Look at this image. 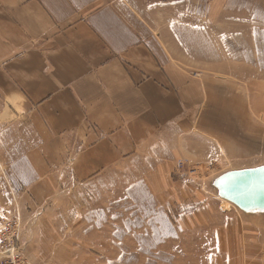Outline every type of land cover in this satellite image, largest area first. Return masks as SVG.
Segmentation results:
<instances>
[{"label": "crops", "instance_id": "0c3cea01", "mask_svg": "<svg viewBox=\"0 0 264 264\" xmlns=\"http://www.w3.org/2000/svg\"><path fill=\"white\" fill-rule=\"evenodd\" d=\"M147 1L0 0V215L19 213L25 257H55L34 247L53 246L61 224L51 215L70 198L116 207L118 188L161 198L156 213L177 214L173 238L215 229L199 237L217 247L202 249L203 264L241 261L222 260L233 248L221 246L244 242L239 223L264 227V207L242 208L222 186L231 172L264 168L259 83L254 92L169 57L129 9ZM180 158L229 167L214 190H198L172 179ZM213 196L226 215H214ZM193 198L210 200L181 209Z\"/></svg>", "mask_w": 264, "mask_h": 264}, {"label": "rangeland", "instance_id": "374dc122", "mask_svg": "<svg viewBox=\"0 0 264 264\" xmlns=\"http://www.w3.org/2000/svg\"><path fill=\"white\" fill-rule=\"evenodd\" d=\"M148 1L132 5L129 9L139 25L169 57L200 74L240 79L254 92L258 90L254 83H259L260 93L264 94V0ZM178 162L182 165L179 166ZM228 167L223 162L212 161L199 165L180 158L171 176L175 182L187 181L183 185L209 191L214 190L211 183L213 177ZM120 190L118 188L116 207L93 205L91 198L80 199L81 203L76 198H70L65 210L51 215L61 224L53 246L45 251L44 241L40 239L36 240L34 247L37 254H54L55 257H26L28 262L203 264L197 261L201 257H208L203 255L202 249H217L216 245H199V237L203 238L205 233L210 237L215 229H205L201 234L195 228L185 229L177 232L179 238H173L176 226L173 218H177V214L156 213L161 198L153 197L151 189L134 186L131 192H127V197ZM209 200L193 198L191 202L183 204L181 209L194 210ZM209 202L215 209L214 215L227 214L222 213L220 198L213 196ZM223 206L228 208L232 205L227 206L223 201ZM239 225L244 242L239 246H221L227 251L233 248L231 253L228 251V256H221L222 260L224 257H244L241 261L234 260L233 264H264V227L252 224L243 231L242 224Z\"/></svg>", "mask_w": 264, "mask_h": 264}, {"label": "water", "instance_id": "95a60500", "mask_svg": "<svg viewBox=\"0 0 264 264\" xmlns=\"http://www.w3.org/2000/svg\"><path fill=\"white\" fill-rule=\"evenodd\" d=\"M222 186L240 207H264V168L231 172L223 178Z\"/></svg>", "mask_w": 264, "mask_h": 264}, {"label": "built area", "instance_id": "2783aa9c", "mask_svg": "<svg viewBox=\"0 0 264 264\" xmlns=\"http://www.w3.org/2000/svg\"><path fill=\"white\" fill-rule=\"evenodd\" d=\"M181 166L182 163L178 162ZM22 228L18 212L0 215V264H31L23 254L20 244Z\"/></svg>", "mask_w": 264, "mask_h": 264}]
</instances>
